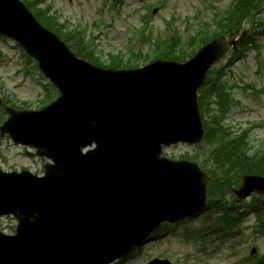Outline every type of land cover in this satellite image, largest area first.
<instances>
[{
  "label": "water",
  "instance_id": "water-1",
  "mask_svg": "<svg viewBox=\"0 0 264 264\" xmlns=\"http://www.w3.org/2000/svg\"><path fill=\"white\" fill-rule=\"evenodd\" d=\"M0 32L26 44L45 68L62 58L61 48L48 39L47 31L19 0H0ZM209 48L216 57L224 50L219 44ZM201 64L198 59L183 66V72L190 74ZM56 72L66 96L54 108L29 119V134L22 140L51 144L49 149L60 153L58 163L44 178L21 179L26 172L0 171V215L14 213L21 222L17 236L0 233V264H51L54 259L58 264H99L151 232L163 219L192 214L205 204L209 178L197 164L158 161L155 155L159 150L155 126L159 129L160 122L180 130L183 139L202 138L204 131L194 102L200 81L185 99L183 116L174 110L179 120L175 117L170 121L164 114H159V120L153 118L146 98H137L129 105L104 93L105 82L99 78L70 76L60 68ZM20 125L19 119L13 121L12 133L16 126L22 137L25 134ZM118 127L136 130V139L131 135L121 140L123 150L139 146L137 154L121 162L111 146L116 141L112 132ZM79 140L83 144L95 141L98 149L84 156ZM169 173L178 190L168 184ZM255 189L264 192L263 177H246L237 194L244 197ZM154 262L171 264L168 260Z\"/></svg>",
  "mask_w": 264,
  "mask_h": 264
},
{
  "label": "rangeland",
  "instance_id": "rangeland-1",
  "mask_svg": "<svg viewBox=\"0 0 264 264\" xmlns=\"http://www.w3.org/2000/svg\"><path fill=\"white\" fill-rule=\"evenodd\" d=\"M64 17H71L72 20L81 18L84 22L89 23L95 16V11L103 0H52ZM204 0H172L164 11L163 16H157L153 20L154 37L160 34H166V20L171 14L181 15L178 21L180 30L185 28L186 16L191 18L198 9L203 10L202 2ZM212 1V0H211ZM215 7H206L204 18L212 20L215 10L222 11L228 4V0H215ZM139 4L138 0H125L122 8V15L118 16L114 11L115 18L111 17L109 10H104V18L107 26L105 29L107 34H103L101 40H104L110 47L106 49L117 50L122 47L127 40L128 35L133 31L135 24H139V14L143 11L133 13V6ZM104 4H102L103 6ZM104 8V7H103ZM168 17V18H166ZM193 19V18H191ZM198 25L203 20L195 18ZM128 26L127 30L125 29ZM189 35L190 32H187ZM260 49L251 51L246 57H242L236 61L235 70L232 75H228V82L233 85L239 83L234 89L236 100L240 103L234 105L230 112L229 121L232 126L245 127L249 123H264V93L253 91L264 89V37L259 38ZM140 45L145 47V42ZM115 47V48H113ZM0 77H2L5 87L13 95L15 101H31L34 102L36 96L42 91L41 80L35 73L32 76L25 77L18 69L23 70L25 62L21 61L22 51L17 48L13 42L0 38ZM253 84L244 90V86ZM254 149L264 147V126L257 128L253 133ZM206 148L191 145L180 144L178 146L167 149L168 156L175 158L189 152L195 154ZM23 149L1 142L0 144V166L4 169H20L24 166L30 167L33 171L41 169V163L35 158H31L24 154ZM252 197L246 202L251 201ZM206 215L196 216L191 219L180 220L171 224L173 228L155 234L151 239L143 244L138 250H134L127 256L123 264H147L155 257L166 258L169 256L172 261L183 264H242L247 257L250 256V250L253 245H258L260 250H264V236H259L254 228L257 226L258 220L255 214L245 217L241 226L240 239H230L226 242H220L214 236L210 237L206 248L199 246V241L193 238H185V230L187 227H198L203 225ZM17 223L14 218L6 217L2 220L1 226L13 230ZM169 227V226H168ZM162 228L161 231L164 230ZM236 253V254H234Z\"/></svg>",
  "mask_w": 264,
  "mask_h": 264
},
{
  "label": "trees",
  "instance_id": "trees-1",
  "mask_svg": "<svg viewBox=\"0 0 264 264\" xmlns=\"http://www.w3.org/2000/svg\"><path fill=\"white\" fill-rule=\"evenodd\" d=\"M262 1L263 0H236L234 7L227 19V26L229 30H233L237 24L240 26L242 20L244 18H249L254 20L252 23L253 26H257L258 20L260 19L264 22L262 17L256 18L262 10ZM256 15H252V12ZM48 26L54 28L52 23H46ZM206 34H208L206 32ZM252 37V36H251ZM207 38V37H206ZM253 38V37H252ZM207 40V39H205ZM201 42V39H200ZM186 50H181V54H185ZM202 106L205 107L207 103V97L204 95L202 97ZM209 137L210 138H219V133L222 131V128L219 123L216 125H209ZM220 145H218V149L216 152L212 153V158L214 157L216 162L222 166H229V169L233 167H237L239 169V173L241 172H251L256 174H263L264 175V157L257 158L256 161L250 163L245 157V152L242 148L247 144L246 137L243 135L238 136H230L228 140L221 139ZM216 208L221 207L220 211L214 213L216 216L213 226H211L210 233H218L226 235L228 232L232 231L235 225L239 224L242 220V217L236 213L237 208L229 207L223 201H218ZM257 202H253L250 205V210L256 212L259 215V210Z\"/></svg>",
  "mask_w": 264,
  "mask_h": 264
},
{
  "label": "bare ground",
  "instance_id": "bare-ground-1",
  "mask_svg": "<svg viewBox=\"0 0 264 264\" xmlns=\"http://www.w3.org/2000/svg\"><path fill=\"white\" fill-rule=\"evenodd\" d=\"M160 96L165 97L164 93L161 92V91H160ZM168 101H169V98L166 97V98H165V102H168ZM168 103H169V102H168ZM172 105H174V106L176 107V111H177L178 115L183 116L182 108H181V106H180V104H179V100L172 101ZM175 117L178 119L177 116H175ZM178 120H179V119H178ZM167 177H169V179H167L168 184H169L170 186H172V188H173L174 190H178V189H177V186H176V183L174 182L175 178H174L173 174H172V173H169V175H167ZM51 264H58V262H57V261H52Z\"/></svg>",
  "mask_w": 264,
  "mask_h": 264
}]
</instances>
